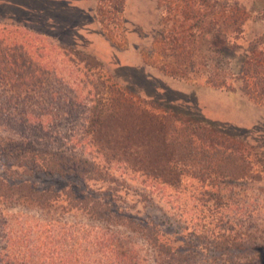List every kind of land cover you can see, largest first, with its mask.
<instances>
[{
    "label": "rangeland",
    "instance_id": "obj_1",
    "mask_svg": "<svg viewBox=\"0 0 264 264\" xmlns=\"http://www.w3.org/2000/svg\"><path fill=\"white\" fill-rule=\"evenodd\" d=\"M148 1L137 0L128 11L125 0H97L112 45V61L98 62L91 39L74 37L71 29L87 17L55 1L0 0L2 25L24 26L27 41L68 65L64 80L37 81L22 70L24 63L12 67L0 47V259L6 264L14 240L34 264V243L71 229L76 233L65 249L76 257H83L82 238L91 229L92 238L104 231L116 235L139 255V264H157L141 232L126 229L106 208L95 217L68 212L72 188L103 204L111 200L110 188L118 191L115 208L136 221L131 228L152 222L182 257L192 246L194 264H264V251H257L264 247V80L247 82L250 71L264 67V0ZM34 32L43 38L34 41ZM61 44L80 52L73 64L58 50ZM123 50H138L139 58L124 67ZM75 92L80 97L73 106ZM119 94L136 109L116 103ZM94 107L108 109L96 141L88 125ZM237 114L260 122H230ZM116 135L112 153L105 144ZM63 164L70 176L46 175L45 168ZM34 186L61 196L40 200ZM229 236L238 247H230Z\"/></svg>",
    "mask_w": 264,
    "mask_h": 264
},
{
    "label": "trees",
    "instance_id": "obj_2",
    "mask_svg": "<svg viewBox=\"0 0 264 264\" xmlns=\"http://www.w3.org/2000/svg\"><path fill=\"white\" fill-rule=\"evenodd\" d=\"M27 30H28L27 28L24 29L19 24L17 25L13 23L10 25H6V24L2 25V23H0V47L6 49V51L4 52L6 60L10 62V65H14L12 67L17 66V64L19 63H22V64L24 63L22 66V70H24V68L25 69L27 68L30 75L35 76V79H37V81L41 80V82H43L45 81V79L48 80L50 78H52V80L58 79V78L64 80V76H65L64 71L66 70L68 65L64 64L63 62L58 63L54 61L52 59V56L49 55V52L46 50L45 47L37 48L34 46L33 41L31 40L27 41V38H28L27 36L29 35H26V33L24 32ZM34 41H36V38H34ZM40 42H44V40ZM58 48H59L58 50L62 52V54L64 55L65 59L66 58L68 59L67 60L68 64H73L74 58L77 56V54L80 53L76 48L72 47L71 45L61 44ZM95 59L97 60V58ZM97 61L99 62V60ZM250 73L251 74L248 76V79H247L248 85L259 86L258 83L254 84V81L257 80L258 77L259 79L264 80V67L258 66L256 67L255 70L250 71ZM47 83L49 84V82ZM66 87L69 88L68 89L69 91H75L73 90V87H71L70 85H67ZM75 93H76V96L71 98L70 100V103L73 106L77 105L79 97H80L77 92ZM115 101L121 106L129 105L131 106V108H133V110L136 109L134 107V103L131 102L132 100L126 97L124 94L123 95L119 94L118 98ZM101 102L102 101H98L95 103H98V105L99 104L101 105L103 104ZM141 104L144 105L143 103ZM15 106L18 107L19 104L16 103ZM103 106L108 107L105 105ZM107 110L105 111L104 109H99L98 107L88 109V111L90 112V116L88 118V125H89V128L92 129L91 131L94 134V136H92L93 141H96L95 133L97 132L99 133V129L101 130L106 120L105 118H107V115H105L107 114L106 113ZM146 113L147 111L143 112L142 110L141 116L145 115L147 117ZM49 115L47 116V118L49 117ZM26 116L28 118L32 117L31 115H26ZM36 116L35 118L38 119L39 123L40 121L42 122L41 120L42 117L38 115ZM98 127L99 129L97 131ZM116 138L118 139V135H116L113 138L111 137L107 138V141L105 144L108 147L107 149H109L110 152L112 151V153L114 152L116 148L113 149L111 147V144L113 145L115 143L114 145H116L117 143ZM121 140L122 141L120 142H124L127 139H125V137L122 136ZM126 142L125 144L127 145L128 143ZM142 142L140 143V145L136 146V149L133 152L135 155H138L139 151L143 148L144 143ZM125 144L123 146L121 144L119 145L121 148L125 149L126 148ZM123 152L126 153L127 151L124 150ZM44 154H46L47 156H51L52 158H55V157L57 158L58 156H60V155H56L53 153H44V152L34 151V156H42ZM63 159H66V157H63ZM84 162L88 164L87 161H84ZM64 165L66 164L61 165L62 168L57 169V170H53V169L51 170L47 168H45L44 170H45L46 175L48 176H54V175H61V176L69 175L70 176L72 173L71 167H70V171L66 172L65 170L68 168V165L63 167ZM88 165L92 166L93 168L97 167L96 165L91 164V162ZM88 174H91V172H89ZM76 175L80 176V174H76ZM228 175L231 176V173H228ZM83 178H82V181L85 182V179L83 180ZM168 183L175 185L176 182L173 183L172 181V183L171 182H168ZM84 184H85V189H86L88 186L86 183ZM70 190H71L70 195H69L70 203L68 205L69 207L67 208L68 212L78 211V212L85 213L86 215H90L91 217H95L98 214L97 210L99 208H103V210L104 208H106V210H104V213L107 212L113 216L117 215L119 217V224H122V226H124L126 229H130V231L132 232H135V231H137V233L141 232L142 237H144L147 240V242L150 243L152 251L156 253L155 258H156L157 264H194L193 257H191L192 256L191 250H193V247L191 246L190 247L191 250L187 251L189 254H191L188 256V258L182 257L183 256L182 252H177L174 249V245L171 244L172 242L170 241L165 242L163 240L164 236L168 234L164 233L161 229H159L158 226H154L153 224H151L152 222H145L146 224L145 226H142V224H139L138 227L131 228L133 222H136V221H133V222L129 221L128 217H126L125 215L121 216V212L115 208L117 204L116 200L117 198H119V197L116 198V194H118V191H114L110 188V191L112 194L110 195L111 200L105 201L103 204L102 201L104 199L97 198L96 196L87 195L85 191L83 192L81 191V193L77 194L74 192L73 188ZM33 192H34V195H36L35 198H40V200L41 198L43 199L44 197L51 195V194L53 197H57V198L61 196L60 195L61 193L57 194L49 190L48 191L37 190L35 186H34ZM89 201L92 202L93 205L89 206L88 204ZM123 220H125L126 222L123 223L122 222ZM91 231L93 230L91 229L90 231L88 230L85 234L86 236L82 238L83 242H86V248L83 251L82 258L80 256L76 257L74 253L68 252L65 249L66 241L73 238V235L76 233V231H73L71 229L66 232V235L65 234L63 236L60 234L52 235L49 238H47L45 242L39 241L38 243H34V264H139L140 263L138 260L139 255H136L133 249H128V247H124V244L118 243V241H116V238H115L116 235L114 234L112 235L110 232L104 231L100 233L99 235L94 236V238H92ZM221 237L225 239L224 235H222ZM226 241L229 242L231 248L238 247L239 245L236 237L231 238L229 236V238H226ZM13 244H14V249L16 251H13L12 253H9L6 256L7 258H11V257L13 258L11 261L8 262V264H32L33 261L31 260L32 258L31 254L28 252L22 253L20 251V248L17 246V243L15 242V240L13 241ZM87 247H90V250H87ZM93 248L97 249V251H94ZM214 249H216V251L222 252V249H219V247H214ZM257 251L263 252L264 247L257 249ZM187 252L184 251L183 253H187ZM224 254L225 253L223 252L222 254H220V259H223ZM178 255L181 256L179 257V259H178ZM251 261H257V260H251ZM233 262L235 261L231 259L230 261L225 260L224 262H221V263L237 264ZM0 264H6L5 258L0 259Z\"/></svg>",
    "mask_w": 264,
    "mask_h": 264
},
{
    "label": "crops",
    "instance_id": "obj_3",
    "mask_svg": "<svg viewBox=\"0 0 264 264\" xmlns=\"http://www.w3.org/2000/svg\"><path fill=\"white\" fill-rule=\"evenodd\" d=\"M52 2L64 4L66 7L65 9L69 12H75L79 16L87 17V21L85 23L80 24L78 27L73 26L71 27L72 31H74L75 36H86L91 39V46L93 48V56L97 58V60L101 62L106 61H112V45L110 43V40L108 39L107 30L104 29V24L102 23L101 19L97 13L98 3L97 0H49ZM137 0H125V6L128 11L131 10V8L136 5L138 2ZM142 2H139L138 4L148 5L150 4L148 0H141ZM11 3V2H10ZM18 25V24H17ZM24 29H26L24 26H22ZM106 35V37H105ZM43 38V35H39L34 32V38ZM45 42H47L46 39H43ZM49 43V41H48ZM140 52L138 50H123L119 53L120 55V61L122 63V66L128 67L131 66L132 63L128 62L131 60V58H134L135 61H137V58H139ZM61 68V67H60ZM57 74V72H56ZM59 75V73H58ZM209 92L205 93V96H208ZM203 94V97H205ZM235 117V118H234ZM231 116L230 122H234L235 124H243V125H249L255 124L260 122V117L256 118L249 117V116H243L240 114H237V116ZM229 118V117H228ZM238 118V119H237ZM243 120V121H242ZM245 123V124H244Z\"/></svg>",
    "mask_w": 264,
    "mask_h": 264
}]
</instances>
